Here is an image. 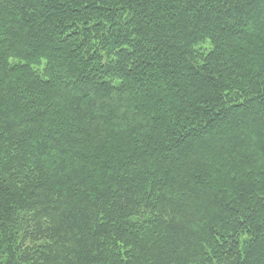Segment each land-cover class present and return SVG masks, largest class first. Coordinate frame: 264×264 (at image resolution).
<instances>
[{
	"label": "trees",
	"instance_id": "obj_1",
	"mask_svg": "<svg viewBox=\"0 0 264 264\" xmlns=\"http://www.w3.org/2000/svg\"><path fill=\"white\" fill-rule=\"evenodd\" d=\"M0 264H264V0H0Z\"/></svg>",
	"mask_w": 264,
	"mask_h": 264
}]
</instances>
